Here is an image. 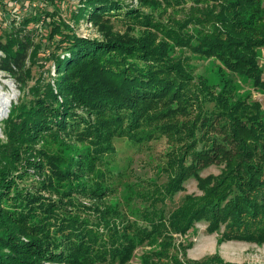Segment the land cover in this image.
I'll return each instance as SVG.
<instances>
[{
    "label": "trees",
    "instance_id": "1",
    "mask_svg": "<svg viewBox=\"0 0 264 264\" xmlns=\"http://www.w3.org/2000/svg\"><path fill=\"white\" fill-rule=\"evenodd\" d=\"M64 1L22 0L25 11L11 18L18 0H0V73L19 93L2 122L0 264H127L144 243L158 249L144 254L143 264H189L178 258L186 247L174 235L200 223L222 241L264 244L262 105L234 99L223 72L208 85L187 57L172 54L212 58L264 91V0L155 2L193 4L175 25L116 0H81L74 23L113 17L128 24L124 34L103 32L104 41L78 36L61 16ZM135 25L142 35L130 34ZM48 61L54 81L29 86L31 65ZM160 137L172 145L159 170L165 182L136 192L144 205L135 212L110 203L99 165L115 152L113 140ZM43 138L60 149L36 148ZM211 166L221 173L199 176ZM30 178L37 180L24 185ZM191 178L202 195L185 196L165 216L162 206ZM195 264L228 263L213 256Z\"/></svg>",
    "mask_w": 264,
    "mask_h": 264
},
{
    "label": "rangeland",
    "instance_id": "2",
    "mask_svg": "<svg viewBox=\"0 0 264 264\" xmlns=\"http://www.w3.org/2000/svg\"><path fill=\"white\" fill-rule=\"evenodd\" d=\"M123 4L125 8H138L143 12L153 13L159 21L167 25H175L176 22H182L190 13L192 3H183L180 6L170 7L155 5V2L160 0H147L148 3H141L142 0H116ZM16 3L17 13H11L10 17L19 16V12L25 11V7L21 8L22 0ZM62 18L74 27L75 33L84 38L103 40V32L110 31L113 35H120L127 32L128 24L118 21L113 17H107L99 21V25H94L85 18L80 19L78 23H74L72 16L81 6V0H66L60 4ZM155 8V9H153ZM1 13V10H0ZM104 27L102 30L101 27ZM141 25H135L131 35H142L144 30L137 29ZM193 27H189L192 30ZM37 41V40H36ZM175 57H187L188 64L191 67L193 74L203 79L208 85L218 82V75L223 72L233 89V98H244L248 101L259 102L264 110V91L255 89L253 83L244 77L232 74L224 69L221 64L212 58L193 55L189 51L175 49L172 51ZM39 57H42L41 55ZM259 64L264 69V47L259 51ZM42 65V66H41ZM31 65V82L29 86L41 78L46 82H53L56 73L52 61L45 64L41 63ZM18 90L15 83L7 78L5 74L0 73V100L2 97L11 96L9 99L8 108L0 117V142L6 141L3 133V121L8 118L11 102L18 98ZM72 141V140H71ZM74 142V141H72ZM115 152L107 157H103L102 164L99 165V170H107L106 184L109 186L107 192V200L112 204H119L127 212H135L144 205L136 196V192H145L147 182L152 181L156 184L165 182L166 177L159 171L164 165L166 159L165 154L171 148V142L164 137L145 141L141 144H133L125 138H115L112 142ZM74 149H81L82 145H72ZM36 148H47L50 152H56L60 149L49 138H43L36 143ZM67 155L73 154L72 148H67ZM65 151L62 146L60 152ZM222 167L211 166L199 173L202 178L210 175H219ZM37 179L30 178L24 182V185H32ZM29 187V186H25ZM201 196L202 193L197 187L195 178L189 179L184 184V191L177 193L172 199L168 200L162 209L165 216L177 208L185 196ZM83 202L93 203L89 200L82 199ZM160 206V205H159ZM174 243L181 244L186 247L185 255L178 252V258L189 264L205 262L210 257L217 256L224 263L228 264H264V244L256 245L253 243L237 242V241H222L221 236L217 233L207 231L205 224L200 223L190 230L186 235H174ZM158 245H140L134 252L132 259L127 264H143V255L150 251L157 250ZM117 264V263H115Z\"/></svg>",
    "mask_w": 264,
    "mask_h": 264
},
{
    "label": "bare ground",
    "instance_id": "3",
    "mask_svg": "<svg viewBox=\"0 0 264 264\" xmlns=\"http://www.w3.org/2000/svg\"><path fill=\"white\" fill-rule=\"evenodd\" d=\"M11 96H7V97H2L0 100V117H2V115L5 113L6 108H8V104H9V99Z\"/></svg>",
    "mask_w": 264,
    "mask_h": 264
},
{
    "label": "water",
    "instance_id": "4",
    "mask_svg": "<svg viewBox=\"0 0 264 264\" xmlns=\"http://www.w3.org/2000/svg\"><path fill=\"white\" fill-rule=\"evenodd\" d=\"M263 76H264V70H263Z\"/></svg>",
    "mask_w": 264,
    "mask_h": 264
}]
</instances>
